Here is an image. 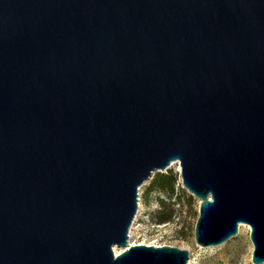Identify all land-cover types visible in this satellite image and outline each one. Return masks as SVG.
<instances>
[{
  "label": "water",
  "instance_id": "95a60500",
  "mask_svg": "<svg viewBox=\"0 0 264 264\" xmlns=\"http://www.w3.org/2000/svg\"><path fill=\"white\" fill-rule=\"evenodd\" d=\"M172 163L264 264V0H0V264H188L129 246Z\"/></svg>",
  "mask_w": 264,
  "mask_h": 264
},
{
  "label": "rangeland",
  "instance_id": "374dc122",
  "mask_svg": "<svg viewBox=\"0 0 264 264\" xmlns=\"http://www.w3.org/2000/svg\"><path fill=\"white\" fill-rule=\"evenodd\" d=\"M176 176L175 194L169 198L164 194L145 190L151 177L138 191V209L129 230L131 245L171 246L189 252L188 264H252L253 246L249 240V228L241 227L236 236L215 247H198L193 237V229L198 217L199 201L183 189L180 169L172 163L162 174ZM159 198L165 202V213L173 212L170 222L158 224L155 214L160 211ZM118 253L120 251L116 249Z\"/></svg>",
  "mask_w": 264,
  "mask_h": 264
},
{
  "label": "trees",
  "instance_id": "16d2710c",
  "mask_svg": "<svg viewBox=\"0 0 264 264\" xmlns=\"http://www.w3.org/2000/svg\"><path fill=\"white\" fill-rule=\"evenodd\" d=\"M176 180V176L171 172L168 174L155 173L147 185L145 194L148 195L152 192H158L171 198L175 194ZM158 204L160 205V211L155 214V221L158 224L170 222L173 218V212L165 213V202L163 199L159 198Z\"/></svg>",
  "mask_w": 264,
  "mask_h": 264
},
{
  "label": "bare ground",
  "instance_id": "6f19581e",
  "mask_svg": "<svg viewBox=\"0 0 264 264\" xmlns=\"http://www.w3.org/2000/svg\"><path fill=\"white\" fill-rule=\"evenodd\" d=\"M210 201H211V199H210ZM241 227H245V228H249V230H251L250 229V227L247 225V224H245V223H239L238 224V229L240 230L241 229ZM238 233V232H237ZM130 234V233H129ZM236 236V235H235ZM232 238V237H231ZM131 244H130V242H129V246H130ZM148 246V245H147ZM219 246V245H218ZM213 247H215V246H213ZM116 249H118L119 251H120V253L121 252H123L125 249L124 248H117V247H113V251H114V254H115V256H117L118 254H120V253H118V251L116 250Z\"/></svg>",
  "mask_w": 264,
  "mask_h": 264
}]
</instances>
